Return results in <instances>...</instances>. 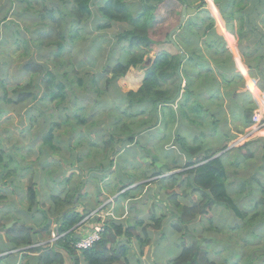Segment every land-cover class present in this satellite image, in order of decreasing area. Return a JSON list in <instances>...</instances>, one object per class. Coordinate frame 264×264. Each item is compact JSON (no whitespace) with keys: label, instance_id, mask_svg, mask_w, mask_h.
Instances as JSON below:
<instances>
[{"label":"rangeland","instance_id":"1","mask_svg":"<svg viewBox=\"0 0 264 264\" xmlns=\"http://www.w3.org/2000/svg\"><path fill=\"white\" fill-rule=\"evenodd\" d=\"M29 1L31 10H26V8H29L20 0L0 1V83H5V88H9L7 91L8 95L15 99L16 97L11 94V89L17 85L25 86L29 82V78L23 68L28 63H34L41 67L43 66V68L52 71L58 76L57 79L61 80L66 88L65 99L59 105L57 103L49 105L45 102L33 104L31 101L23 106L9 105L7 106L9 108L8 114L5 112L1 114L0 149H2L3 156L0 163L3 165L8 164L9 158H12V161H9L7 167L9 172L5 171L0 174V196L7 195L5 202L0 201V226L11 228L14 225L21 226L24 224L27 227L32 226L36 228V231L40 232L44 229V224H37L42 221L43 214H46L47 219L52 222L50 227L51 235L39 240L36 246L45 249L52 248L57 242L54 241L56 238V233L53 232L54 219L49 210L48 213L50 215L47 213L46 205L40 206L42 203L46 204L48 191H51L52 186L57 187L60 194H64L65 191L69 190L68 194L74 195L73 202L77 208L84 197H90V200L96 199L98 196L97 188L104 187H102V184L101 186L99 185L104 179H107L106 184L116 182L121 187L132 185V187L120 192L114 190L105 198V203L107 205L110 204L111 208H113L117 199L113 197H119L125 191H127V194L133 192L137 185L140 186L146 183V181H143L144 178H151L156 174L162 173L159 177L160 179L181 173L178 178L181 183L175 181L172 184H166L168 181L164 180L157 183V185H149L143 189H138V194L126 196V202L123 204L124 211H117L121 218H116L115 221L132 225L136 220H143L146 225L141 228L143 225L142 221V225L139 226V232L136 231V233H140L145 228L146 234L149 232L152 237L149 239L148 246L144 248V255L140 262L155 264L152 259L157 253L158 247L168 246L172 249H179L180 245H185V243H200L201 249L208 252V257L212 261L228 258L230 262L235 259L237 264H264V240H261L255 233L257 227L254 229L245 227L254 213H262L258 219L264 217V178L263 180L258 176H253V178H250L251 180L244 178L240 181V184L237 185L236 183L234 187H231L230 180L235 182L234 177H239V172L233 175L232 170H228L230 175H226L227 184L229 189L234 190V192L229 195L228 198L230 200L226 206L233 203L239 211L247 213V216H243V218H235L233 229L229 232L226 230L221 234H216L212 230L204 231L205 228L210 226V220H212V227H219V224H231L232 214L223 207H220V209L217 206L208 210L203 219H197L185 226L183 232H179L184 235H176L172 230V225H175L178 220L175 218L177 207H175L171 199L175 197V201L179 202L180 198L189 199L190 197L192 200L194 199L192 195H197L193 192V187L189 188L187 185L188 182H192H185V179L189 177L188 172L199 166V164L192 167H187V164L195 163L196 160L202 158L206 150H211L219 155L222 147H228L225 146L228 143L224 144L222 141L227 134H230L227 131V123L225 121V117L228 119L231 116V104L227 102L228 97L226 98L225 95L227 90L233 89V82L228 84L226 81V79L231 80V78L227 77L231 74L227 72L230 71V65L221 62L216 67L214 60L208 57L211 67H209L210 71H206L207 65L203 64L201 59L195 57L193 62V65L204 74V80L198 85L200 93L196 90L199 96L193 100L203 104V106H199V109L203 108L205 110V104H207L205 100L210 95L204 94L203 91L209 90V82L207 81L210 77V80H213L211 88L215 86L220 88L219 94L213 102H222L225 110L224 117L210 119L209 116L203 114L199 117L190 116L192 123H183V121L174 123L172 112L168 109L166 118H163V112L160 113L157 106L152 107L150 113L147 114L149 110L147 105H151V101L150 103L144 101L143 104L137 105L136 108L138 110L143 109L144 111L139 115L138 112L128 110L127 105L123 104L122 100H119L122 97L121 94H117L116 89H121V93L136 91L145 72L142 66L131 68L124 77L120 78V80L118 79L116 83L109 84L110 86L106 83L110 79L105 76V69L108 66H114V64L125 61L126 58L122 59L123 55L127 57L125 53L128 48L127 44L117 43L115 45L114 41L111 40L114 35L121 34L123 27L116 26L106 30L97 29L96 26H102L103 22L97 17L100 13L97 11L95 4H93L92 8L94 11L92 16L88 20L86 18L82 27L79 28L83 35L81 40L77 41L76 39L69 43L65 39V50L60 55H58V50L54 45L49 47L39 46L37 48L25 44V48L30 49V51L28 54L26 52L27 55H23L25 48L22 46L21 41H29L36 32L41 34L47 32L44 21L38 15L39 13L49 12V10L53 9V14L61 13L66 16L65 25H68L70 21L68 13L71 12L72 8L69 0ZM102 1L104 3L108 2V0ZM183 2L190 8L198 7L199 9L195 17L192 16L189 20L197 22L201 19L203 23L200 25L207 23L205 18L208 16L207 12L211 7L209 2L200 3V0H183ZM182 7L178 0H164L156 11H153L152 24L147 31L148 38L152 42L149 59H152L156 54H169V51H171L169 47H165L167 51L160 50L162 47L157 45L163 44L170 31L178 26ZM7 12L9 16L7 14L5 21L2 23L5 18L4 14ZM216 18L219 19L218 12L216 13ZM195 30L196 27L194 28ZM102 38L110 39V41L102 43L101 54H95L90 58V60L94 61V70L90 73L79 72L81 70L78 71L74 66H77V64L83 65V62L80 61L85 60L83 57L84 52L88 48L90 41L95 40L98 43ZM227 38L232 43V37L229 34H227ZM209 40V37H204V42ZM158 49L160 51H157ZM137 52L138 50H135V53ZM171 52L176 53L174 50ZM148 58L147 60H149ZM196 68L195 70H197ZM217 68L219 69L217 70ZM71 69H74L75 74L71 73ZM39 78L35 75L34 81H38ZM78 79H80L81 85L77 84ZM185 85L182 80H176L175 88H178V92H181L180 95L183 94ZM239 87L244 90V82L240 83ZM159 89H162V87H159ZM2 99L3 91L0 90V113L6 110ZM245 102L244 100L243 107ZM127 103H130L128 99ZM197 106L196 101H193L191 108H197ZM235 107L237 109L235 121L228 120L232 124L230 127L231 132L240 125L239 123L242 126V122L245 119L242 115L244 109L241 111V107L238 104ZM27 108L31 109L28 110ZM111 108L116 110L112 111ZM262 108L264 109V103ZM97 110H99L98 115L92 117V114ZM209 110L213 112L214 108H209ZM123 112L125 114H122ZM199 114L197 112V115ZM33 115L37 116L34 117ZM130 115H132V118H129ZM64 118H67L68 124L61 121ZM95 120H97L96 123H93ZM117 120L119 121L117 122ZM79 121H82V123ZM113 121L117 122L118 127H122V130L121 128H114L117 135L113 136V138H116V140L120 138V143H124L130 134H138L131 145L116 143L113 148L109 147L110 144H107L109 139L108 131H111L109 124ZM53 122L61 125L60 127H55L53 132L55 138L52 141L53 145L59 149L56 153L43 147L42 139L49 128V124ZM213 122L216 126H213ZM236 124L238 125L236 126ZM210 130H213V132H210ZM219 136H223L220 141L218 140ZM179 137L185 138L183 146L180 142L181 140L178 139ZM67 145L70 147H67ZM105 148H107V151H104ZM189 148H198V152L192 154ZM245 151H247L246 148H242L240 152L232 151L226 158H231L233 161L242 160V155L245 154ZM76 157L80 163L75 162ZM246 165L251 175L255 168L264 166V145H260L257 148L253 158L246 160ZM110 166L113 168L110 169ZM238 170L241 171V168L239 167ZM96 172L98 173L96 174ZM33 181L37 187V197L39 199V205L35 210L37 212L40 211V214L37 216L33 215L31 220H29L27 219L30 214L27 212L28 200L26 192ZM239 185L241 186L240 189ZM173 194L176 195L173 196ZM77 195L78 199L76 200ZM248 196L250 200L247 198ZM261 199H263L262 204L259 203ZM189 205L191 203H186V206ZM184 206L180 204V207ZM72 207L75 208L74 206ZM231 208L234 209L233 206ZM238 210L235 211L240 214ZM95 212H99V210ZM153 212H157V216H166V220L159 229L154 227L155 222L154 224L152 223L153 217L151 214ZM88 214L90 215L91 212L89 211ZM172 214L174 217H172ZM239 216L242 217L241 215ZM25 219L27 220L24 221ZM261 221L264 222V220ZM235 225H237V228H234ZM4 234L5 232L0 227V243L4 240ZM174 235L176 236L175 240ZM159 237H161V241H158ZM217 238H219V242H217ZM174 244L178 246H173ZM229 245L232 248V252L226 250ZM132 247L134 250L130 253L134 257L138 253L139 248L134 242L131 244ZM32 255L35 256V254ZM4 256H6L7 260L4 258L3 261L5 262L2 264H13L10 256L12 258L16 257L17 260L20 259V264H24L26 261L23 258L24 252L22 250L0 254V257L3 258ZM63 256L66 259L64 264H73L72 261H69V257L65 254ZM166 256L162 254L158 258L160 260ZM8 257H10L9 260ZM130 264H134V261ZM158 264H164V262L161 263L159 261Z\"/></svg>","mask_w":264,"mask_h":264},{"label":"trees","instance_id":"2","mask_svg":"<svg viewBox=\"0 0 264 264\" xmlns=\"http://www.w3.org/2000/svg\"><path fill=\"white\" fill-rule=\"evenodd\" d=\"M1 1V0H0ZM9 1V0H7ZM24 2V5L28 8L31 6L29 0H20ZM70 5L72 6L71 12L68 13V19H70L68 25L66 23V16L61 13L53 14V9L49 10V12L39 13L38 15L44 21V26L47 28V32L45 34H41L40 32H36L33 34L32 38L27 41H21L22 46L25 48V44L31 47H49L51 45L56 46L58 50V55H60L65 50V39L70 42L74 40L81 39L79 28L82 27L84 20H87L92 16V0H69ZM137 1V0H134ZM219 10L222 20L224 21L227 30L236 35L239 45V53L243 58V62L245 65L249 67L251 76L256 79L259 88L264 89L263 75L260 64L258 63V59L260 56L258 55L255 59L252 54H258L261 50L264 49V0H208L211 9L213 11L214 16L216 17L217 11ZM164 2V0H138L139 12L136 15H133L130 12L129 3L127 0H109L105 5H98L97 11L100 13L102 18L106 17L111 21H127L130 29H126L121 35V42H125L128 44V48L125 50V53H128V57L125 61H121L117 63L112 69H108L113 73V80H117L119 77L124 76L130 68H138L141 67L145 69L142 84L135 92L130 91L127 94V99L130 101V106H132L129 110L139 111L136 107L138 104H143V102H152L151 105H147L151 111L152 107H156L158 103L161 105V112H163V118L167 117L166 109L168 108L174 117V121L185 123H192L193 121L190 119V116L199 117L203 114L209 115L208 110H203V108L199 109V106H203L197 100H193L198 98L199 94L196 90L199 91V84L204 80V74L200 72L194 65V58L197 57L201 59L203 64H206V71H210L209 61L206 56L211 57L216 67L221 63H227L230 65L231 73L227 77L230 78L232 73L235 72L234 65L232 64V59L229 62V57L231 55L227 52L224 47V40L222 36L220 40L223 42V46H218L215 48V45L211 41V43H207L206 50L194 47L191 42L188 40V36L192 35V38L199 39L203 36H214L218 37L213 30V20L210 19L209 16L205 18L207 21L206 24H202L203 21L200 19L196 23L192 20H188L186 24H184L180 33H177L178 39L181 43V49L186 55V58L180 63V55H170L167 53H160L155 57L153 63L146 64L147 60L145 56L150 51V45L152 42L148 38L147 31L149 26L152 24V13L156 11L157 7ZM181 4L185 3L183 0H178ZM31 8V7H30ZM26 10H31V9ZM7 12L4 14L5 18L2 23L6 19ZM220 15L218 22H220ZM1 23V26H2ZM220 24H223L221 22ZM196 27V30L191 33V29ZM263 28V29H262ZM202 31H205V34H202ZM202 34V35H201ZM3 35V34H2ZM198 35V36H197ZM201 35V36H200ZM253 37L256 40V48L255 50L250 51L249 39ZM55 38L54 40H51ZM58 40H57V39ZM0 39H1V27H0ZM215 48V49H214ZM135 50H138L135 53ZM30 49L25 48L23 55H27ZM27 52V54H26ZM262 62V60H259ZM181 66L180 75L177 74V70ZM195 68L197 70H195ZM219 68H217L218 70ZM23 70L26 73V76L29 78V82L23 85H17L15 88L11 89V94H13L16 98L13 99L12 96H9L7 91L9 88H5L6 85L4 82L0 83V90L3 91V99L2 103L6 106V110L4 112L8 114L7 106H23L27 102H32L33 104L47 103H62V100L65 99V85L64 83L57 79V75L50 70L43 68V66L36 65L34 63H28L25 65ZM261 70V72H259ZM71 73H74V69H71ZM75 74V73H74ZM37 75L39 80L34 81V76ZM211 76V75H210ZM209 77V76H208ZM233 77H237L233 75ZM183 79L185 82L184 93L176 100L175 106L173 109L169 106V101L175 97L178 92V88L176 87V80ZM67 79V78H65ZM64 79V80H65ZM227 83H231V80H227ZM77 84L81 85L80 79L77 80ZM209 82V90L203 91L204 94H209L210 96L206 98L207 102L214 100L219 94V86H213V80L208 78ZM162 87V89H159ZM196 101L197 108H191L192 102ZM249 102L245 103L243 116L247 119L246 122L249 121L252 108L248 107ZM56 107V106H55ZM57 108V107H56ZM30 110L31 108H27ZM144 112L143 109L140 110V114ZM197 112L200 113L197 115ZM99 110L95 111V115H98ZM36 117L37 115H33ZM61 117V115H60ZM59 117V118H60ZM58 118V119H59ZM83 120V119H82ZM119 120H117L118 122ZM65 124H68L67 118L65 119ZM82 123V121H79ZM117 122H112L109 124L111 131H108V135L110 136L107 144H110L109 147L113 148L116 143H120L118 138H113V136L117 135L115 133L114 128H121L117 126ZM61 125H57L56 122L49 124L48 130L43 135V147L47 148L49 151L56 153L58 152V148L53 145L54 128L60 127ZM213 126H216L213 122ZM137 133H132L129 135L127 142H133L134 137H136ZM182 146L185 144L183 139H180ZM67 147H70L67 145ZM107 147V148H109ZM105 148L104 151H107ZM192 154L198 152V148L190 149ZM217 153L206 150L204 152V156L195 161V163L187 164V167H194L191 169L189 173L188 179L191 182L196 183L199 187L196 188L195 194L192 196L194 199L188 200L191 205L180 207L179 202L175 201V197L173 200V204L177 207V223L174 226L175 233L183 232L185 226L189 225L193 221L198 218L205 217L212 207L217 204L226 207V209H230L236 214L239 218H243V215L246 216V212L239 211L233 203L228 205L229 198L226 196V175L227 171L225 168V164L223 162V154L219 158L214 157ZM2 149H0V162L2 160ZM249 158H253V154L248 152L246 155L242 156V160L234 161V166L244 165L246 160ZM77 160V157H76ZM12 161V158L8 159ZM78 162V160H77ZM8 164L0 163V174L9 172L7 169ZM10 167V166H9ZM180 174H172L169 177H164L158 179V183L160 181H168V183H174L175 181L181 183V180H178ZM162 173L151 175L155 177H160ZM145 179H149L146 177ZM186 180V181H188ZM190 182L187 183L188 187H192ZM34 184H30L29 188L26 192L27 200H28V210L32 208H36L37 206V192L34 188ZM130 186V185H129ZM132 186V185H131ZM239 185V189H240ZM160 188V187H159ZM164 188V187H162ZM167 188V186H165ZM208 189L209 191H205ZM123 190V189H121ZM120 190V191H121ZM119 192V191H118ZM126 192V191H125ZM176 194H173L175 196ZM186 196V195H185ZM191 196V197H192ZM188 197V196H186ZM74 195L67 194L66 197L61 200L59 197L50 196L49 200V212L53 219H55V225H57V235L60 238L54 244L52 248H42L37 245L38 241L49 237L51 235L50 227L51 223L49 219H47L46 214H43L42 221L37 225L44 224V229L40 232L36 228L31 226H12L11 228H6L5 226H0L1 229L5 232V241L4 245H0V254L5 252L22 250L25 254L37 253L38 256L34 259L33 264H64V259L61 255L55 253V249H59L60 251L66 252L73 261V264H127L128 253L132 250L131 244L133 240L139 245V249L142 252L143 249L148 245L149 240H147V234L145 228H143L140 233H136V226L141 225V222L134 223L132 227L126 226V224H122L121 222H117L115 220H109L105 223V232L102 235V238L99 242L95 243L92 248L84 250L82 253L77 254L74 250V243L79 240V230L80 223L88 216L87 212H84L80 208H72L74 206L73 202ZM2 196H0V200ZM197 199V200H196ZM260 204L263 203V199L260 200ZM235 210H238L240 214L236 213ZM53 208V209H52ZM52 209V210H51ZM67 210V211H66ZM62 214V217L59 216ZM241 215L242 217H240ZM262 213L256 212L254 213L249 221L246 224V228L254 229L255 233L259 236L258 232L260 231V226L264 223L261 220H264V217L258 219ZM46 219V221H45ZM258 219V220H257ZM155 222V224H154ZM162 222V218H154L153 224L156 229H159ZM211 222V221H210ZM36 223V221H35ZM78 226V227H77ZM255 237V236H253ZM37 242H35V240ZM257 238V237H255ZM259 238H261L259 236ZM35 246V247H34ZM182 246V247H181ZM181 251L180 254L172 259L169 264H220L212 261L208 257L207 251L201 249L200 243H193L189 245H180ZM4 259V257L0 258V261ZM223 264H226L227 260L222 261ZM233 264H237L236 261Z\"/></svg>","mask_w":264,"mask_h":264},{"label":"crops","instance_id":"3","mask_svg":"<svg viewBox=\"0 0 264 264\" xmlns=\"http://www.w3.org/2000/svg\"><path fill=\"white\" fill-rule=\"evenodd\" d=\"M109 1V0H108ZM127 2L130 4L129 5V7H130V12L129 13H131V14H133V15H136L137 14V12H139V7H140V5L138 4V0L137 1H134V0H127ZM202 2H208V0H200V3H202ZM107 3V2H106ZM106 3H104L102 0H99V1H95V0H92V2H91V4L93 5V4H95V7H96V9L98 8L97 6L98 5H101V6H103V5H105ZM212 4H213V1H212ZM214 5V4H213ZM182 6H184V4H182ZM214 7L216 8V6L214 5ZM183 8V7H182ZM92 10H93V8H92ZM98 10V9H97ZM210 10V11H209ZM209 10H208V12H207V15L210 17V19H212L213 20V30H214V32H215V34H217L218 35V37L215 35V37L214 36H211V37H209L210 38V40L208 41V42H204V37H208V36H203V37H200L199 39H195V37H193L192 38V35H190V36H188V40H189V42H191L190 44H192L194 47H198V48H201V49H204V50H206V45H207V43H211V41L213 42V44L215 45V48H218V46H223V42H222V40H220V38H219V36L221 37L222 36V38H223V35H224V33H226V27H225V23H224V21L222 20V18H221V15H220V12H219V10L216 8L215 10L219 13V15H220V22H218V19L214 16V14H213V11H212V9H211V7L209 8ZM94 11V10H93ZM197 13H198V11H197ZM181 14V13H180ZM102 15V14H101ZM194 17H195V14L193 15ZM97 17L99 18V20L101 21V22H103V25L101 26V25H97L96 26V28L97 29H99V30H106V29H109V28H112V27H116V26H121V27H123V29H122V32H121V34L126 30V29H130L131 28V26L128 24V22L127 21H123L124 19H122L121 21H111V20H108V18H106V17H104V18H102V16H100V15H97ZM192 17V16H191ZM190 18V17H189ZM189 18L187 19V21L189 20ZM186 21V22H187ZM186 22H185V24H186ZM221 22H223V24H220ZM194 23H196V22H194ZM129 26H130V28H129ZM198 26H200V24L198 25ZM183 28V27H182ZM195 28V27H194ZM194 28H192L191 29V33L194 31ZM263 29V28H262ZM121 34H118L117 36H115L114 35V38H112L111 40L112 41H114V43H115V45L118 43V44H126L125 42H121L120 40H121V37H120V35ZM202 34H205V31H202ZM201 34V35H202ZM228 34L232 37V43L228 40V38H227V34L225 35V38H223V40H224V47L226 48V50H227V52L231 55V57L232 58H228L229 59V62L231 61V59H233L232 60V64H234V69H235V72H233L232 73V75H231V83L233 82V89H231V90H227L226 92H225V95H226V98H227V102L228 103H230L231 104V107H230V110H231V116H230V118H226L225 117V121H226V123H227V131H229V133L230 134H227L225 137H224V139H223V143L225 144V143H228L227 145H225V146H228V147H222V149H221V151H220V154L218 155V153L216 154V156L215 157H212L210 160H213V159H215V158H219L220 156H222L223 154H225V156H223V162H224V164H225V168H226V171H227V175H230L229 173H230V171H228V170H232V174L233 175H235L237 172H239V177H237V176H235L234 178H235V182H234V180H230V183H231V187H234L235 186V184L237 183V185L238 184H240V181L242 180V179H244V178H248L247 180H251L250 178H253V176H258L260 179H262L263 180V178H264V166H259V167H257V168H255L254 169V171H253V174L251 175L250 173H249V168L247 167V165H246V162H245V164L244 165H241L240 164V166H234L233 165V163H234V161L233 160H231V158H226V157H228L229 155L228 154H230V152H232V151H238V152H240L241 150H242V148L243 149H247V151H245V154L244 155H246L248 152H250V153H252V154H256V150H257V148H259V146L260 145H264L263 143H264V131L263 132H261L257 137H254V138H250V139H248L247 141H245V142H243V143H241V144H237V145H235L234 143H235V141L237 140V135H240V134H244L245 132H246V130L253 124V119H254V114H253V111L255 110V108H256V105H255V98H254V96H257V94H264V89H260L259 88V85H258V83H257V81H256V79L255 78H253L252 76H251V73H250V70H249V67L247 66V65H245V63L243 62V58L242 57H240L239 56V45H238V40H237V38H236V35L235 34H233V33H231L229 30H228ZM80 35H81V39H82V34H81V32H80ZM200 35V36H201ZM198 36V35H197ZM81 39H79V40H81ZM78 40V41H79ZM173 40L175 41V43L181 48V43H180V41H179V39H178V35H177V33L176 34H174L173 35ZM105 41H110V39H104V38H102V39H100V41L97 43L95 40H92V41H90V44H89V46H88V48L85 50V52H84V61L83 60H81L80 62H83V65H81V64H77V66H74L78 71L79 70H81V71H79V72H82V73H90L91 71H93L94 70V61L93 60H90V58L93 56V55H95V54H101V45H102V43L103 42H105ZM179 43H180V45H179ZM230 43H231V45H232V47H231V45H230ZM249 44H250V51L252 50H255L256 48H258L257 46H256V40L253 38V37H251L250 39H249ZM104 45V44H103ZM128 45V44H127ZM158 47H162L160 50H166V48L165 47H169L170 49H171V51L172 50H174L176 53H173V52H171V51H169V54L170 55H179V53L175 50V48L172 46V45H170V44H168V43H166V42H164L163 41V44H159V45H157ZM117 47V46H116ZM214 48V49H215ZM159 49L157 50V51H160ZM167 51V50H166ZM183 51V50H182ZM150 52V51H149ZM149 52H148V54L145 56V59L147 60V58L148 57H150L149 56ZM151 53V52H150ZM127 55V57H128V53L126 54ZM158 54H156L152 59H149V60H147V62H146V64L148 65V64H150V63H153V60L155 59V57L157 56ZM260 56V58L257 60L258 61V63L260 64V66H261V68H263V71H262V75H263V80H264V49L263 50H261L258 54H252V56L256 59L257 58V56ZM125 55H123V58L122 59H125V58H127ZM208 57H209V55H208ZM207 56H206V59L208 58ZM186 58V57H185ZM238 59H239V61H238ZM259 60H262V62L261 61H259ZM236 61L238 62V63H236ZM183 61H181L180 63H182ZM243 62V63H242ZM209 64V63H208ZM116 64H114V66H115ZM112 67L113 66H108L106 69H105V76H108V78L110 79V81L109 82H106L108 85L109 84H112V83H116L117 82V80L119 79L120 80V78H122V77H124V76H121V77H119L117 80H113V73L111 72V71H108V69H112ZM209 67H211V65L209 64ZM131 69V68H130ZM129 69V70H130ZM180 69H181V66H180ZM128 70V71H129ZM178 71V70H177ZM259 72H261V70H259ZM233 75H235V76H237V77H233ZM96 76H98V75H96ZM143 76H144V74H143ZM97 79H98V77H97ZM112 79V80H111ZM143 80V79H142ZM182 81H183V79H182ZM184 82V81H183ZM242 82H244V90L242 89H240V87H239V84L240 83H242ZM264 82V81H263ZM185 83V82H184ZM249 83H253L255 86H256V88H257V93H254V94H248L247 92H246V89H248L247 88V86H248V84ZM106 84V85H107ZM141 84H142V81H141ZM141 84H140V86H141ZM228 84H230V83H228ZM262 84H264V83H262ZM107 85V86H108ZM110 86V85H109ZM139 86V87H140ZM225 86H226V84H225ZM228 87H229V85H227ZM139 87H138V89H139ZM225 88V87H224ZM117 90V94L119 93V94H121V99H119V100H122V102H123V104H126L127 106V109L129 110L132 106H130V103H127V94L130 92H127V93H121L120 91H121V89L120 90H118V89H116ZM133 92H135V91H133ZM184 93V92H183ZM181 94V92H177V94L175 95V97H173V99L172 100H170L169 101V106H171L173 109H175L176 108V106H175V103H176V100H178L179 99V97L181 96L180 95ZM230 94V95H229ZM246 101L247 103L249 102V104H248V107H251L253 110H252V112H251V116H250V119H249V121L248 122H246L247 121V119L245 118L244 119V121L242 122V126H240L241 125V123H239L240 125V127L239 126H237L238 124H236V129L234 130V131H232L231 132V129H230V127H231V123H230V121L231 120H234L235 121V119H236V116H235V113H236V107H235V105L236 104H238L240 107H241V111H243V101ZM206 101V100H205ZM214 100H212V101H210V102H207L206 101V103L207 104H205V106H206V108H205V110H208L209 111V115H207V116H209V118L210 119H214V118H216V119H218V118H220L221 116L222 117H224V115H225V110H224V107L222 106V102H213ZM218 101V100H217ZM245 102V103H246ZM256 103L258 104V100L256 99ZM201 105H203V104H201ZM158 108H159V111H160V113H161V110H162V108H163V106H162V108H161V105H160V103H158L157 105H156ZM214 108V111H215V113H214V111L213 112H210V110H209V108ZM244 106H245V104H244ZM168 109V108H167ZM167 109H166V111H167ZM111 110L112 111H115L116 109L115 108H111ZM169 110V109H168ZM136 112V111H135ZM150 113V109L148 110V112H147V114H149ZM167 113V112H166ZM122 114H125V112H123ZM138 114L139 115H141L140 114V110L138 111ZM172 115H174V114H172ZM243 115V114H242ZM97 115H95V112L92 114V117H96ZM132 115H130L129 116V118H132L131 117ZM65 119L66 118H64V120H61V121H65ZM228 120H230V121H228ZM96 121L97 120H95V121H93V123H96ZM174 121V120H173ZM174 123H175V121H174ZM178 123V122H177ZM215 124V123H214ZM241 127H243V129H241ZM243 131V132H242ZM210 132H213V130H210ZM138 136V135H137ZM136 136V137H137ZM136 137H134V140H133V142L135 141V138ZM109 138H110V136H109ZM222 138H223V136H219L218 137V140L220 141V140H222ZM178 139H183L184 141H185V138H181V137H179ZM109 140V139H108ZM132 142V143H133ZM131 142H127V141H125V145H131L132 144ZM222 143V144H223ZM231 146V147H230ZM243 156V155H242ZM77 160H78V158H77ZM77 160L75 159V162H77ZM77 163H80V161H78ZM107 163V162H106ZM108 164V163H107ZM77 165V164H76ZM111 167V166H110ZM241 168V171H239L238 170V168ZM247 167V168H246ZM113 167H111L110 169H112ZM246 168V169H245ZM78 169H79V166H78ZM77 172V171H76ZM98 172H96V174H97ZM100 173H102V172H100ZM151 176V175H150ZM87 179H88V177H87ZM158 179H159V177H155V178H149V179H145L144 178V180L143 181H146V183H143L142 185H137L136 187H135V190L133 191V192H130L129 194H131V196H134L135 195V193H137L138 194V192H137V190L138 189H143L144 187H147V186H149V185H157V183H158ZM186 180H188V179H185V182H187ZM87 181V180H86ZM89 181V180H88ZM189 181V180H188ZM264 181V180H263ZM106 182H107V179H104V180H102V182L99 184L100 186H101V184H102V187L103 188H97V190H98V196L96 197V199L95 198H93L92 200H90V197H84V199L81 201V202H79V206L77 207V208H80L81 210H83L84 212H91V214L93 213V212H95L96 210H99V215L102 217V220L104 221L105 220V222L106 221H109V220H116V218L117 219H120L121 218V216L120 215H118L117 214V211L119 210V211H121V212H123L124 211V203L126 202V196H128L129 194H127V191L126 192H124L123 194H121L119 197H113V198H117L116 200H115V202L114 203H116V205L113 207V208H111V206H110V204L109 205H107L105 202H106V197L107 196H109V194L110 193H112L114 190H116V191H119L120 192V190L121 189H127V188H130V187H132V186H124V187H121V185H118V183H110V184H106ZM89 183V182H88ZM32 184H34L35 185V183H34V181H33V183ZM191 185H192V187H193V190H194V192H195V190H196V188H198L199 186L196 184V183H194V182H192V183H190ZM226 185H227V190H226V196L227 197H229V195H231L233 192H234V190H231V189H229V186H228V184H227V179H226ZM34 188H35V190H36V192H37V187H36V185L34 186ZM53 189V190H52ZM52 189H51V191H48V195H47V200H46V204H44V203H42L40 206H44V205H46V210H47V213H48V210H49V200H50V196H55V197H59L61 200H63L65 197H66V195L69 193V190H67V191H65L64 192V194L62 193V194H60V192L57 190V187H55V186H52ZM192 189V188H191ZM95 190V189H94ZM122 191V190H121ZM205 191H209L208 189H205ZM94 192V191H93ZM210 192V191H209ZM37 194H38V192H37ZM94 195V194H93ZM2 196V195H1ZM130 196V195H129ZM247 198H249V200H250V197L248 196ZM6 199H7V195H3L2 196V199L0 200V201H2V202H5L6 201ZM78 199V195L76 196V200ZM103 199H105V200H103ZM189 199H186V198H180V201H179V204H183V205H185L186 206V203H190L189 201H188ZM39 201V199H38V197H37V202ZM255 201V200H254ZM250 202V201H249ZM39 205V203H37V205L36 206H38ZM218 208H220V207H223L226 211H229L231 214H232V216H233V219H232V221H231V224H219L220 226L219 227H212L211 225V222H212V220H210L211 222H210V226L208 227V228H205L204 229V231H209V230H212V231H215V233L216 234H221V233H223V232H225L226 230H227V232H229L231 229H233V226H234V220H235V218H238V216L236 215V214H234L233 213V211L232 210H230V209H226L224 206H222V205H219V204H217L216 205ZM215 206V207H216ZM74 207L76 208V204H74ZM118 207V208H117ZM73 208V207H72ZM53 209V208H52ZM51 209V210H52ZM221 209V208H220ZM67 211V210H66ZM27 212L30 214V217H28L27 219H29V220H31V218H32V216L33 215H38V214H40V211H36L35 210V208H32L31 210H28V206H27ZM50 213V212H49ZM48 213V214H49ZM50 215V214H49ZM152 217H153V219L154 218H162V222H161V225L164 223V221L166 220V216L165 215H159V216H157V212H153L152 214ZM116 216V217H115ZM176 216H177V214L175 215V218H176ZM244 216V215H243ZM246 216H247V214H246ZM62 217V214L59 216V218H61ZM107 217H108V219H107ZM172 217H174V215L172 214ZM111 218H113V219H111ZM204 217H202V218H198V220H201V219H203ZM27 219H25L24 221H26ZM107 219V220H106ZM152 219V220H153ZM55 220V219H54ZM96 221H98V219L96 220ZM143 221V220H142ZM142 221H140L141 222V225H142ZM49 222H50V220H49ZM137 222H139V220H136V221H134L133 223H132V225H134V223H137ZM50 223H52V222H50ZM122 224H126V226H129V227H132V225H130V224H127V223H124V222H121ZM153 223V222H152ZM22 225H24V224H22ZM91 225V224H90ZM141 225H137L136 226V231L137 232H139V229H140V227L139 226H141ZM144 225H146V224H144V221H143V225L141 226V228L142 227H144ZM150 225V224H149ZM161 225H160V227H161ZM176 225V224H175ZM174 224L172 225V230H173V232H174V234H176V235H184V234H182V233H175V230H174V226H175ZM232 226V227H231ZM6 227V226H5ZM32 227V226H31ZM234 228H237V225H235V227ZM8 229V228H7ZM223 229V230H222ZM56 230H57V225H55V221H54V231L53 232H55L56 233V235H57V232H56ZM35 232H36V230H34ZM53 234V233H52ZM258 234H259V236L261 237L260 239L261 240H264V223L260 226V231L258 232ZM4 236H5V234H4ZM147 237H148V240L150 239V238H152L151 236H150V234H149V232H147ZM161 239V237H159V240L158 241H161L160 240ZM176 239V236L174 235V240ZM34 240H35V238H34ZM4 241H5V238H4V240L2 241V243H0V245H4ZM35 242H37L36 240H35ZM133 242L138 246V248H139V245L133 240ZM194 242V241H193ZM192 242V243H193ZM217 242H219V238H217ZM185 243V242H184ZM191 244V243H190ZM184 245V244H183ZM185 245H189V244H187V243H185ZM202 245V244H201ZM36 246V245H35ZM34 246V247H35ZM148 246V245H147ZM173 246H178L177 244H174ZM182 247V246H181ZM181 247H179V249H177V248H175V249H172L171 247H168V246H165V247H162V248H159L158 247V250H157V253L155 254V256H154V258L152 259L153 261H155L154 263L155 264H158V262L160 261L161 263L162 262H164V264H169V262L172 260V259H174V258H176L179 254H180V251H181ZM134 250V248L132 247V250L131 251H133ZM204 250V249H203ZM226 250H230L231 252H232V248H231V246L229 245L227 248H226ZM130 251V252H131ZM206 251V250H205ZM13 252V251H12ZM128 253V258H127V264H130L131 262H133L134 261V264H144V263H141L140 262V259H142V257H143V255H144V249H143V251L141 252L140 251V249H139V251H138V253H136V255L133 257L132 256V254L131 253ZM55 253L56 254H59V255H61L62 256V258L64 259V263H65V261H66V259H65V256H63V254H65L67 257H69V261H72V258L66 253V252H64V251H60L59 249H55ZM61 253H63V254H61ZM208 253V252H207ZM32 254H35V256H33ZM163 254V256L164 255H167L166 257H164V258H162V259H160L159 260V258H158V256H160V255H162ZM38 256V254L37 253H30V252H28L27 254H25L24 253V259H26V261H25V263L24 264H33L34 263V259L36 258ZM234 256H235V254L233 255V258H234ZM6 256H4V258H5ZM11 257V259L13 260V264H20L19 263V261H21L20 259H18L17 260V258L15 257V258H12V256H10ZM10 257H8V260L10 259ZM1 258V257H0ZM157 258V259H156ZM156 259V260H155ZM5 260H7L6 258H5ZM224 261L225 260H227V262H226V264H233L236 260L234 259L233 261H229V259L227 258V259H223ZM223 260H215L214 262H216V263H220V264H223ZM3 259L0 261V264H2V263H4L5 261H3ZM8 262V261H7ZM73 262V261H72Z\"/></svg>","mask_w":264,"mask_h":264},{"label":"built area","instance_id":"4","mask_svg":"<svg viewBox=\"0 0 264 264\" xmlns=\"http://www.w3.org/2000/svg\"><path fill=\"white\" fill-rule=\"evenodd\" d=\"M226 33H224L225 38ZM248 90L251 94L257 93V88L255 85L248 87ZM256 108L253 111L254 119L253 124L246 130L244 134L237 135V140L235 145L241 144L247 141L250 138L257 137L261 132L264 131V109L262 105L264 103V94H257L254 96ZM258 100V104L256 103ZM99 212H94L87 217L79 224L80 225V238L77 242L74 243L73 247L76 253L80 254L84 250L92 248V246L99 242L102 238L103 233L105 232V220H102V217L98 214ZM98 219V221H96ZM89 223H92L91 225ZM78 227V226H77ZM60 238L59 235H56L54 241H57Z\"/></svg>","mask_w":264,"mask_h":264},{"label":"water","instance_id":"5","mask_svg":"<svg viewBox=\"0 0 264 264\" xmlns=\"http://www.w3.org/2000/svg\"><path fill=\"white\" fill-rule=\"evenodd\" d=\"M198 11V8H190L187 5H184L181 14H180V20L178 26H176L174 29L170 31V33L167 35V38L164 40V42L171 44L175 50L179 53L180 55V62L183 61L186 57L185 53L182 51V49L175 43L173 40V35L176 33H180L182 27L184 26L185 22L187 19L194 14H196ZM177 74L180 75V66L178 68ZM180 80H182L180 78Z\"/></svg>","mask_w":264,"mask_h":264},{"label":"clouds","instance_id":"6","mask_svg":"<svg viewBox=\"0 0 264 264\" xmlns=\"http://www.w3.org/2000/svg\"><path fill=\"white\" fill-rule=\"evenodd\" d=\"M195 8H198V7H195ZM198 10H199V9H198ZM225 27H226V25H225ZM226 34H228L227 27H226ZM223 38H224V36H223ZM236 63H238V62L236 61ZM252 85H254V84H253V83H249L248 86H247V88L250 87V86H252ZM246 92H247L248 94H251V93L249 92L248 89H246ZM88 215H89V214H88ZM77 254H78V253H77Z\"/></svg>","mask_w":264,"mask_h":264}]
</instances>
